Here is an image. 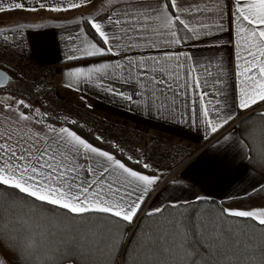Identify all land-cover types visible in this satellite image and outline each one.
<instances>
[{"label": "snow or ice", "instance_id": "snow-or-ice-1", "mask_svg": "<svg viewBox=\"0 0 264 264\" xmlns=\"http://www.w3.org/2000/svg\"><path fill=\"white\" fill-rule=\"evenodd\" d=\"M96 3L0 0V14L67 13ZM80 19L85 26L62 37L66 60L89 62L65 69L66 89L94 84L128 106L203 125L209 135L235 120L234 128L245 127L232 147L264 169V0H100L95 15ZM37 27H0V47L19 46L15 37ZM225 32L234 49L230 106L217 99L229 74L214 56L145 54L190 40L219 46ZM104 57L115 59H97ZM10 79L0 71V250L14 264H264V205L197 208L210 198L196 195L146 209L161 177L143 154L121 159L89 142L74 130L82 127L76 120L35 107L31 91L32 101L11 95L15 88L2 87ZM110 147L123 156L119 144Z\"/></svg>", "mask_w": 264, "mask_h": 264}, {"label": "crops", "instance_id": "crops-1", "mask_svg": "<svg viewBox=\"0 0 264 264\" xmlns=\"http://www.w3.org/2000/svg\"><path fill=\"white\" fill-rule=\"evenodd\" d=\"M99 3L100 0H97L95 7L85 6L67 13H4L0 14V27L8 26L9 18H12L13 14H16L14 19L18 22H28L30 18L31 20L33 18L32 23L41 25V27L26 29L22 32L26 43V60L32 66L49 68L54 91L60 100L89 113L128 123L139 130L163 138L168 144L175 142L186 147L191 155L188 162L174 176L176 178L173 177L163 183L158 189V193H155V197L148 199L146 202L148 208L163 207L168 204L164 203L166 201L163 202L162 199L156 200L167 187H170L168 188L170 189L169 194L173 193L172 196H176L175 198L180 199L178 202L183 203L184 201H193L196 195L217 201L230 200L229 197L239 198L251 193L253 185H256L258 189L261 184H264V179L247 167V159L232 147L233 141L239 138L236 127L234 128V124H231L235 120L230 123L231 125L225 126L221 133L209 135L203 125L197 126L185 122L179 115L175 120H170L156 116L154 111L149 113L143 108L137 109L134 105L128 106L124 101L101 91L94 84L82 83L78 86V90L66 89L63 86L66 82L63 77L66 68L72 65L83 66L89 61H67V49L62 37L84 27V21L80 18L95 15ZM19 13L24 17H17ZM78 19L79 23L76 22ZM216 39H223L225 43L219 46H210L201 41L190 40L175 49H148L145 54L162 55L164 51H180L202 62H206L208 58L214 56L221 64L220 70L229 74L224 77L227 81L225 95L217 97V99L222 102L227 100L230 106L234 94V49L232 44L227 43L230 39L227 32L219 34ZM123 87L125 90H130L129 86ZM208 90L213 91L212 89ZM228 110L232 109L229 107ZM180 111L187 114L189 110L181 106ZM222 136H229V139L225 141ZM0 258H2L1 255Z\"/></svg>", "mask_w": 264, "mask_h": 264}, {"label": "built area", "instance_id": "built-area-1", "mask_svg": "<svg viewBox=\"0 0 264 264\" xmlns=\"http://www.w3.org/2000/svg\"><path fill=\"white\" fill-rule=\"evenodd\" d=\"M16 41L19 42V46L13 47L9 45L8 48L0 47V58L10 57L13 59V63L19 64L22 66L21 70H16L22 75L26 76L27 79L31 80L34 85L35 90L38 92L40 99L46 105L49 111L54 112L60 116H69L72 119L78 122V125H82L81 128L91 133L94 137L96 135H100L103 137L104 142L111 145L113 142L120 145L121 148L125 149V156L132 155L136 158H139L137 149L142 148V151L139 154H143L146 162H149L153 169H158L159 173L163 172L161 169L163 166L161 165L164 162V165H171V162L174 160L175 151L172 150L171 146L167 145L161 138H157L152 135L145 134L144 131H139L134 128H129L124 126L120 128L116 123V121L107 119L103 116L96 114H89L78 107L72 106L66 102H62L59 98H57L54 88L52 86L51 72L49 68H43L38 66H32L27 63L25 52L22 51L21 55H19V50L24 49L25 40L22 34L17 35L15 37ZM37 85H39V89H37ZM142 133V144L136 145L138 140V134ZM165 142L168 147L164 153L166 155L157 154L153 151L152 145L154 143L155 146H159V140ZM142 145V146H141ZM163 145V144H162ZM119 152L118 150H116ZM177 152V151H176ZM162 166V167H161ZM171 176V175H170ZM170 176L165 177V180H169Z\"/></svg>", "mask_w": 264, "mask_h": 264}, {"label": "trees", "instance_id": "trees-1", "mask_svg": "<svg viewBox=\"0 0 264 264\" xmlns=\"http://www.w3.org/2000/svg\"><path fill=\"white\" fill-rule=\"evenodd\" d=\"M84 25V24H83ZM85 26V25H84ZM0 69L4 70L10 77H11V83H13V87L7 86L5 89H11V88H15L14 92H10L11 95L16 96L17 98H25L28 101H32V96L35 97V101H32L34 103L35 107H40L41 105H43V109H47L46 105L42 102V100L39 97L38 92L35 90L34 85L32 84L31 80L27 79L26 76L22 75L21 73H19L18 71H14V70H8V69H4V67L2 66V64H0ZM28 91L32 92V96L27 95ZM24 94L23 96H21V94ZM51 112V111H50ZM57 117H63L60 115H57ZM233 123V122H232ZM231 123V124H232ZM229 124V125H231ZM245 125H240L237 126V132L239 137L241 136V134L243 133V129H244ZM75 131L78 132V134H80L82 137L86 138L89 140V142L96 144L97 146L103 148L106 151H110L113 152L118 158L121 159H126L125 154H123V156H121L120 152H117L115 149L111 148L110 145L106 142H98L95 140V137L89 133L88 131L84 130L81 127H76L74 128ZM163 139V138H162ZM165 141V140H164ZM138 156H141L138 152ZM130 167H137L134 163L132 162H128ZM246 165L247 167L252 170L253 172L257 173L258 175H260L263 179H264V169H261L259 167H256L254 165H252L251 163H249V160H246ZM137 170L143 171V169L138 168ZM160 175V174H158ZM161 177V176H160ZM163 180L160 179V182ZM159 182V183H160ZM213 202L216 205H222L223 207H233V208H252V207H257V206H261L264 205V191H260L259 188L257 189V191H252L251 193L243 196V197H239V198H234V199H230V200H225V201H217L214 199H209L208 202L202 203V202H196L193 207H209L213 204ZM168 205V204H166ZM165 206V205H164ZM171 210V209H169ZM151 218H147L145 217L140 223H141V227H144L150 220ZM133 247L135 246L134 244L132 245ZM0 255L1 257L5 260L6 264H14V259L11 256L10 253L0 250ZM79 260V258H77ZM73 264L72 261H68L66 262ZM79 264H87V260H80Z\"/></svg>", "mask_w": 264, "mask_h": 264}, {"label": "rangeland", "instance_id": "rangeland-1", "mask_svg": "<svg viewBox=\"0 0 264 264\" xmlns=\"http://www.w3.org/2000/svg\"><path fill=\"white\" fill-rule=\"evenodd\" d=\"M16 14H13L12 15V18H9L10 20V23H9V25L8 26H4V27H10V26H12V25H14L16 22H18V21H16V19H14V17H16L15 16ZM19 16H17V17H20V16H22V17H24V15L23 14H18ZM31 17V16H30ZM29 20V19H28ZM34 21V19L32 18V20H31V18H30V21H28V23H32ZM21 22H24V21H21ZM26 30V29H25ZM25 30H23V32L25 31ZM21 34H23V33H21ZM22 51H24L25 52V56H26V44H25V46H24V49H20L19 50V55H21V53H22ZM0 64H2V66L4 67V69H8V70H14V69H16V70H21V68H22V66H20L19 64H16V63H13V59H10V57H8V56H6V57H3V58H0ZM15 71V70H14ZM51 79H52V75H51ZM51 83H52V81H51ZM10 86L11 87H13L14 85H13V83H11L10 84ZM52 86H53V83H52ZM62 102H64L63 100H62ZM72 105V104H71ZM72 106H74V105H72ZM75 107H77V106H75ZM79 108V107H78ZM81 109V108H80ZM81 110H83V109H81ZM83 111H85V110H83ZM85 112H87V111H85ZM87 113H89V112H87ZM89 114H92V113H89ZM104 117V116H103ZM106 118V117H105ZM107 119H109V118H107ZM114 121V120H113ZM117 123V125L120 127V128H123L124 126H127V127H129V128H134V129H136V130H139L138 128H136V127H134V126H132V125H130V124H128V123H125V122H122V121H116ZM232 124H236V121H234ZM139 131H141L142 132V130H139ZM137 132V131H136ZM137 134H138V140H137V143H136V145L137 144H139L138 142H140L141 144H142V139L141 140H139L141 137H142V133L140 134L139 132H137ZM145 134H147V135H151V133H148V132H145ZM152 136H155V135H152ZM155 137H157V138H159L158 136H155ZM159 140V139H158ZM159 142V146H155L154 145V143H153V145H152V147L151 148H153V151H155L157 154H162V155H166L165 153H164V151H166V149L168 148V147H165L166 146V144H165V142L164 141H162V140H159L158 141ZM163 144V145H162ZM167 145L168 146H171V148H172V150L173 151H175V153H177L176 155H174V160H173V162H171V165L169 164V165H164L165 163L164 162H162L161 163V165L163 166H161L162 168V170H163V172H161V173H159L160 174V176H161V179L163 178V182L161 181L160 183H159V187H158V189H160V187L163 185V183H165L166 182V180H165V177H169L170 175V179H172L176 174H178L179 172H180V170L184 167V165L188 162V159L190 158V154H189V152L187 151V149H186V147H183V146H180L178 143H175V142H172V143H167ZM142 146V145H141ZM139 149V152H141L142 151V148H138ZM137 149V150H138ZM177 151V152H176ZM138 152V151H137ZM174 178H176V177H174ZM169 179V180H170ZM168 181V180H167ZM168 188H170V187H167V188H165L159 195H158V197L156 198V200L157 201H160V199H162L163 200V202L164 201H166V202H164V203H170V202H172V201H177L178 202V200H180L179 198H175L176 196H172V194L173 193H171V194H169V192H170V189H168ZM158 189H157V191H158ZM158 193V192H157ZM175 195V194H174ZM153 197H155V193L151 196V197H149V199L150 198H153ZM156 202V201H155ZM145 208L147 209L148 208V205L147 204H145Z\"/></svg>", "mask_w": 264, "mask_h": 264}, {"label": "water", "instance_id": "water-1", "mask_svg": "<svg viewBox=\"0 0 264 264\" xmlns=\"http://www.w3.org/2000/svg\"><path fill=\"white\" fill-rule=\"evenodd\" d=\"M0 71H3L6 75H8L4 70L0 69ZM10 83H11V79L9 80V82L7 84L3 85L2 87L6 88L7 86H9Z\"/></svg>", "mask_w": 264, "mask_h": 264}]
</instances>
